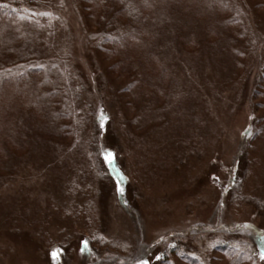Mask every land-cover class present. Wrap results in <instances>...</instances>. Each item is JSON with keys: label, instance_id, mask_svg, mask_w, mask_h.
<instances>
[{"label": "rangeland", "instance_id": "rangeland-1", "mask_svg": "<svg viewBox=\"0 0 264 264\" xmlns=\"http://www.w3.org/2000/svg\"><path fill=\"white\" fill-rule=\"evenodd\" d=\"M124 1L41 0L7 33L0 264H264V0ZM27 78L64 107L48 127L6 85Z\"/></svg>", "mask_w": 264, "mask_h": 264}, {"label": "trees", "instance_id": "trees-1", "mask_svg": "<svg viewBox=\"0 0 264 264\" xmlns=\"http://www.w3.org/2000/svg\"><path fill=\"white\" fill-rule=\"evenodd\" d=\"M168 1L173 2V0H168ZM40 2H41V0H0V50H2L4 47L7 48V46L11 43V41L14 40L15 36L17 35L16 33L19 30L18 22L21 20L20 13H27L31 10H34L40 4ZM81 2H84L85 7L88 9L91 8V10H97L96 7L99 6V4L97 3L98 0H83V1L81 0ZM169 2H167L166 0H153V2L152 1H151V3L149 2V4L151 5L149 7L150 11H151V12H149L150 13L149 17L152 19L157 18L156 13L158 11H160L161 13L164 12L166 5ZM124 3L126 5L128 3V1L126 0V1H124ZM95 5H98V6H95ZM149 8H148V10H149ZM120 9L121 10L119 12L122 13L121 16L126 17V15H125L126 13H124L126 11L124 10V8L121 7ZM10 32H11L12 36H13V34H16L13 39H9V37L7 36V33H10ZM12 32H14V33H12ZM100 37H102V41L101 40L99 41L100 47H103L102 48L103 51L106 53L107 52L113 53L112 50H110V51L106 50V48L104 46V44L110 43L108 41V34H106V35L100 34ZM132 37H133L132 34H127V36H125L123 39L122 45L120 42L118 43V41H116L115 39L113 41L114 44L116 43L115 46L118 47L117 48L118 50L121 47L122 52L119 54L122 56V58L124 57L125 62L129 61L128 56H127V51H128V48H130L132 44H134L133 47H135V51L138 53L139 56L141 55L145 59H149L150 55L147 56L146 53H144V50L142 48H140V45L137 42V41H139V39L135 36L136 39L133 40ZM135 42L137 43V45H135ZM113 45L111 44V47H113ZM120 55H119V57H121ZM31 78H33V77H31ZM31 78L21 80V82H19V85L22 88L19 90L16 89V87H14L13 84L6 83V85L7 86L10 85L11 88L15 89L14 94L17 97H19L20 99H22L23 103L25 104L23 109L28 111V112H31V113L34 112V113L39 114V116L42 119H44L46 127H48L50 124L55 123V121H57L60 118L62 112L64 111V107L59 106V104H57L58 102L57 103L53 102V100H55V98H56V94L53 95L50 93H48V94L36 93L37 91L40 90L39 89L41 87L40 84L38 85L36 83L35 87H37V88H34V90H32V88H31L32 85H30V83H32L33 81L32 82L30 81ZM3 86H4V84H2L0 86L1 91H2ZM65 114H66V110H65ZM9 132H10V134H9L10 137L13 136L14 138H16V136H18L21 139H24L23 133H21V136H19L17 128L14 127L13 125H12V129H10ZM0 166H1V164H0ZM98 239L99 238L97 237V232H94L91 235H88V237H85V240L88 241V249L89 250L92 249L96 245V243H98L97 242V241H99ZM107 243H108V241L102 242V247H106ZM114 244L119 245L118 243L117 244L113 243V245ZM176 245H177L176 247L170 248V250H165L163 252V254L161 255V259L168 261L166 259L168 254L169 253L170 254L175 253L173 251L178 250L176 252L180 253L179 256L183 260L184 259V253L179 251V249H180L179 243ZM183 252H185V251H183ZM228 254H229V256L232 255L231 253H228ZM143 259H145V258H143Z\"/></svg>", "mask_w": 264, "mask_h": 264}, {"label": "snow or ice", "instance_id": "snow-or-ice-1", "mask_svg": "<svg viewBox=\"0 0 264 264\" xmlns=\"http://www.w3.org/2000/svg\"><path fill=\"white\" fill-rule=\"evenodd\" d=\"M122 2H123V0H122ZM142 2L144 3V5L146 7H150L151 6L149 4L148 0H142ZM125 6L131 8V12H135L136 11V8L132 4V0H128V3ZM129 14H131V13H129ZM32 15L49 16V17H53L55 19H58V17H54L51 12H41V13L32 12ZM23 18L24 17H21V19H23ZM132 39L135 40L136 37L133 36ZM137 42H139V41H137ZM34 67L43 68V65L42 64H37V65H34ZM96 118L98 119L101 128L104 127L105 122L109 119L108 115L104 112V110L102 108L97 111ZM249 119H251V117H249ZM243 134L244 133H241V135H243ZM248 135H251V133L249 132ZM103 155H104L105 162L111 164L113 159H114V154L111 151H107ZM122 178L123 177H121V179ZM116 191L118 193H123V191H124L123 188H121L118 183H117V186H116ZM161 239H163V238H161ZM80 243H81L80 251L82 253L89 250L88 249V241L87 240H82ZM59 252H60V249H54L52 251L51 255H52L54 260L58 259V253ZM156 259L159 260L160 257L157 256ZM249 259H251V257H249ZM259 259L261 261H264V250H261L259 252ZM136 264H149V260L148 259H139V260L136 261Z\"/></svg>", "mask_w": 264, "mask_h": 264}]
</instances>
